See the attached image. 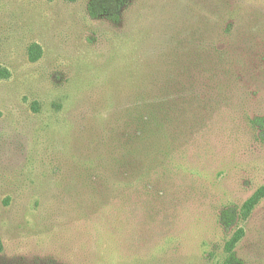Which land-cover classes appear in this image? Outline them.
Wrapping results in <instances>:
<instances>
[{
	"label": "rangeland",
	"instance_id": "1",
	"mask_svg": "<svg viewBox=\"0 0 264 264\" xmlns=\"http://www.w3.org/2000/svg\"><path fill=\"white\" fill-rule=\"evenodd\" d=\"M89 2L0 0V264H264V0Z\"/></svg>",
	"mask_w": 264,
	"mask_h": 264
},
{
	"label": "trees",
	"instance_id": "2",
	"mask_svg": "<svg viewBox=\"0 0 264 264\" xmlns=\"http://www.w3.org/2000/svg\"><path fill=\"white\" fill-rule=\"evenodd\" d=\"M69 3H76L79 0H65ZM130 0H90L88 11L93 18H107L113 22H119L121 19V11L128 4ZM40 47L35 45L29 49L30 59L36 61L40 56ZM259 124L264 130V117L260 118ZM264 200V186L260 187L254 194L246 200L239 211L238 217L242 220H246L255 210V208ZM227 219L232 220L236 215H231L227 212ZM242 232H240L241 234ZM238 234L226 245L227 250L230 252L231 260L227 261V264H231L234 260L233 250L236 244L240 241L241 236ZM4 250L3 242L0 237V255Z\"/></svg>",
	"mask_w": 264,
	"mask_h": 264
}]
</instances>
